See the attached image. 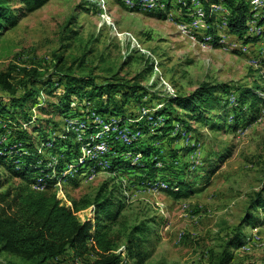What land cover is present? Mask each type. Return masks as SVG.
<instances>
[{
    "label": "rangeland",
    "instance_id": "374dc122",
    "mask_svg": "<svg viewBox=\"0 0 264 264\" xmlns=\"http://www.w3.org/2000/svg\"><path fill=\"white\" fill-rule=\"evenodd\" d=\"M147 1L50 0L3 34L0 74L10 75L18 95L25 88L49 89V81L62 76L148 91L140 98L117 97L124 117L93 113L88 120H65L77 142L89 139L77 162L64 172L75 174L77 166L83 167L79 185H56L65 201L94 196L105 182L131 185L133 173L110 171L111 153L115 154L111 142L131 146L157 134L156 126L163 127L166 118L155 119L154 113L170 97H189L204 85L227 89L225 94H214L218 102L201 103L193 118L182 107L172 106L171 116L179 114L189 128L174 122V129L164 133L163 144L156 145L180 151L179 162L190 171L184 177L192 185V195L174 199L167 192V182L159 177L116 195L123 208L113 225L115 253L122 255L120 264H217L228 250L234 255L231 264H264V204L257 203L258 194L264 198V103L258 105V118L252 121L250 100L239 101L240 93L248 90L264 99V0H244L249 9L243 35L230 32L238 0H197L203 2L202 10L190 5V0ZM8 5L22 6L20 0H8ZM197 20L204 25L195 31ZM34 72L40 78L37 87L31 84ZM52 89L60 93L63 87L55 83ZM41 99L57 101L45 92ZM28 105L32 110L26 112L33 121L45 117L40 104ZM53 119L67 127L62 117ZM10 121L2 124L0 120V154L10 136L15 139L17 126ZM144 121L151 134L138 130ZM90 122L97 125L92 136L87 134ZM24 126L29 129L30 125ZM227 153L230 156L222 160ZM25 154L31 151L25 149ZM139 159L141 154H124V160L133 164ZM210 171L214 174L208 180ZM0 175L7 181L5 189L19 182L2 166ZM41 185L37 184L38 189L44 188ZM87 216H93L90 210L80 213L83 220ZM251 217L257 219L249 222ZM238 233L244 244L231 248ZM96 259L68 253L58 264H93ZM17 263L14 257L0 254V264Z\"/></svg>",
    "mask_w": 264,
    "mask_h": 264
},
{
    "label": "trees",
    "instance_id": "16d2710c",
    "mask_svg": "<svg viewBox=\"0 0 264 264\" xmlns=\"http://www.w3.org/2000/svg\"><path fill=\"white\" fill-rule=\"evenodd\" d=\"M20 1L22 6L12 9L8 0H0V40L5 32L17 25L20 18L41 9L50 0ZM244 3V0L237 1L238 5L234 8L236 14L230 19V32L233 34L243 35L245 32L249 8ZM33 76L35 81L31 82L32 87H37V80L40 78L36 72ZM45 81L42 86L47 84ZM55 83L63 87L60 93L52 89ZM48 87L49 89L25 88L24 93L18 95L19 89L10 82V75L0 74V120L2 124L5 123L3 121L11 120V124L17 126L15 139L10 136V142L1 147L0 166L12 178L19 180L5 189L7 181L0 175V254L14 257L19 262L17 264H58L59 259L68 253L76 258L95 255L97 259L93 264H120L122 255L115 253L117 249L112 233L113 225L120 218L123 202L120 199L118 206L115 196L132 186L141 187L159 177L167 182V192L174 199L190 197L192 185L184 177L190 171L179 162L180 151L172 148L164 150L162 145L158 147L156 144H163L162 137L174 129V122L189 128L179 114L176 117L171 116L174 114L171 109L173 105L182 107L187 111L188 117L193 118L201 103L218 102L219 99L214 94H225L227 89L204 85L189 97H170L164 108L154 113L155 119L164 116L166 118L163 127L156 126L157 134L149 135L147 139H139L131 146L115 140L111 142L115 154L111 153L113 157L110 171L133 173L134 180H131V185L124 184L123 181L113 185L105 182L94 196L87 195L79 200L65 201L59 197L56 185L59 182L79 185L83 167L77 166L78 172L75 174L65 175L64 172L69 165L77 162L82 146L89 141L87 138L84 143L77 142L76 133L65 120H88L93 113L103 117H124L123 111H120L123 108L122 103L118 104L117 97L125 100L140 98L146 96L148 91L139 86L127 87L121 83L99 86L95 80L76 81L71 76L58 77L57 81L50 80ZM44 92L49 97L54 96L57 101L43 102L41 94ZM239 97L240 103L250 100L248 109L253 113L252 121H255L260 111L258 105L264 103V99L252 90L240 93ZM29 102L40 104L45 117H37L33 121L31 113L26 112L30 109ZM55 116L62 117L63 125L67 127H61L53 119ZM24 123L30 125L29 129L24 128ZM137 128L142 133L151 134L147 121H144V126L139 123ZM87 130V134L92 136L97 132V125L90 122ZM153 140L157 142L155 146L151 144ZM25 149H29L31 155H26ZM129 151L141 154V162L133 164L124 160V154ZM228 156L230 153L223 155L221 159ZM86 164L92 162L87 161ZM213 174L214 171L209 172L208 180ZM37 184H42L44 188L38 189ZM259 202L264 204L261 194L257 195V203ZM86 210H90L93 216H87L83 220L80 213ZM252 219L257 218L251 217L249 222ZM241 242V233H238L230 247H240L244 244ZM233 259V253L227 250L220 255L217 264H231Z\"/></svg>",
    "mask_w": 264,
    "mask_h": 264
},
{
    "label": "built area",
    "instance_id": "2783aa9c",
    "mask_svg": "<svg viewBox=\"0 0 264 264\" xmlns=\"http://www.w3.org/2000/svg\"><path fill=\"white\" fill-rule=\"evenodd\" d=\"M147 2H150V0H148ZM177 2H181V1L177 0ZM256 3H258V1ZM190 5H194V7L197 10H202L203 9V2H198L197 0H190ZM203 25H204V21L203 20H197V26L194 27L195 31H196V28H201V27H203ZM96 122H98V121H96ZM139 160H142V159H139Z\"/></svg>",
    "mask_w": 264,
    "mask_h": 264
},
{
    "label": "bare ground",
    "instance_id": "6f19581e",
    "mask_svg": "<svg viewBox=\"0 0 264 264\" xmlns=\"http://www.w3.org/2000/svg\"><path fill=\"white\" fill-rule=\"evenodd\" d=\"M201 17H203V16L201 15Z\"/></svg>",
    "mask_w": 264,
    "mask_h": 264
}]
</instances>
